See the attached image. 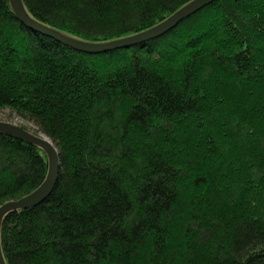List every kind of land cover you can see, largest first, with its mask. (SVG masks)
<instances>
[{"label":"trees","instance_id":"obj_1","mask_svg":"<svg viewBox=\"0 0 264 264\" xmlns=\"http://www.w3.org/2000/svg\"><path fill=\"white\" fill-rule=\"evenodd\" d=\"M191 1L23 3L41 24L101 44ZM6 111L48 137L61 164L44 202L3 218L6 264H264V0H217L100 54L32 30L0 0ZM49 169L44 150L0 131V207Z\"/></svg>","mask_w":264,"mask_h":264},{"label":"water","instance_id":"obj_2","mask_svg":"<svg viewBox=\"0 0 264 264\" xmlns=\"http://www.w3.org/2000/svg\"><path fill=\"white\" fill-rule=\"evenodd\" d=\"M13 9L18 19L32 30L53 38L55 41L62 43L68 47H71L77 51L85 53L100 54L109 51H114L122 48H130L135 45H139L157 37H160L167 31L177 26L184 18L189 17L198 11L202 10L207 5L217 0H193L180 10H178L171 17L156 25L155 27L143 31L139 34L112 41L109 43L94 44L81 40H77L66 36L60 32H57L40 22L34 20L25 10L23 0H10ZM0 131L10 133L14 136L21 138L27 142L37 145L44 150L49 157V174L47 180L32 194L16 201H11L0 207V225L3 218L11 212L18 210L29 209L38 206L44 202L53 192L57 184L60 172V158L56 146L53 142L44 135H35L34 133L24 129L22 126L1 121ZM0 264H6L1 251L0 244Z\"/></svg>","mask_w":264,"mask_h":264},{"label":"rangeland","instance_id":"obj_3","mask_svg":"<svg viewBox=\"0 0 264 264\" xmlns=\"http://www.w3.org/2000/svg\"><path fill=\"white\" fill-rule=\"evenodd\" d=\"M0 119L1 120H8L7 122L22 126L26 125L29 128H35L31 124H28L27 122L21 120L20 118L16 117L15 115L11 114L9 111H6L5 113H0Z\"/></svg>","mask_w":264,"mask_h":264}]
</instances>
